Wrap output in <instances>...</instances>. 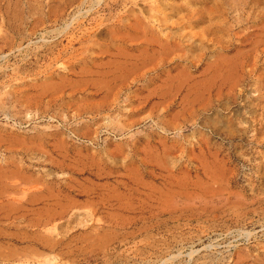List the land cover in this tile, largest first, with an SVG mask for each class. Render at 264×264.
Masks as SVG:
<instances>
[{"label": "rangeland", "instance_id": "obj_1", "mask_svg": "<svg viewBox=\"0 0 264 264\" xmlns=\"http://www.w3.org/2000/svg\"><path fill=\"white\" fill-rule=\"evenodd\" d=\"M0 264H264V0H0Z\"/></svg>", "mask_w": 264, "mask_h": 264}]
</instances>
